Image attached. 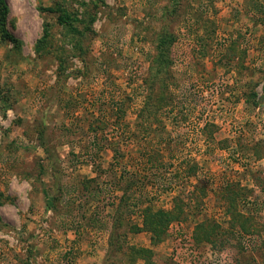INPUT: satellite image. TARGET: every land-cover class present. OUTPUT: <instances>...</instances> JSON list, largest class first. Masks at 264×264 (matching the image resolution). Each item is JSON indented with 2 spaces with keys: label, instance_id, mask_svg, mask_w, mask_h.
<instances>
[{
  "label": "rangeland",
  "instance_id": "1",
  "mask_svg": "<svg viewBox=\"0 0 264 264\" xmlns=\"http://www.w3.org/2000/svg\"><path fill=\"white\" fill-rule=\"evenodd\" d=\"M4 1L0 264H264V0Z\"/></svg>",
  "mask_w": 264,
  "mask_h": 264
},
{
  "label": "trees",
  "instance_id": "2",
  "mask_svg": "<svg viewBox=\"0 0 264 264\" xmlns=\"http://www.w3.org/2000/svg\"><path fill=\"white\" fill-rule=\"evenodd\" d=\"M43 10L46 11H53L52 7H45L42 8ZM59 13L57 15V20L59 21V23H63V24H68L70 25L71 23L69 22V20L71 21V17H69L70 15L67 13L66 10L64 9H58ZM6 15H7V5L5 3L4 0H0V36H2L3 40L4 39H14L12 38L9 33L7 32L5 25H6ZM169 96V95H168ZM152 97V96H151ZM171 96H169L170 98ZM150 98V96H149ZM148 98V99H149ZM171 99V98H170ZM10 100V96H8L7 94H4L3 91L0 88V102L3 104L2 106L4 108H6L7 106H11V102ZM257 99H256V93L253 91V89H250L249 92L245 93V98H244V102L245 103H251L252 105L256 106L257 105ZM171 104V101L168 105ZM2 107V108H3ZM166 116H170L172 111H174L173 106L170 105L169 107L166 108ZM150 111L146 110L145 112H143L142 114H140L141 116L144 115L145 118L148 121L150 118ZM155 114V113H153ZM144 118V119H145ZM145 121V120H143ZM148 131L149 128L147 127H143V131ZM169 136V134H168ZM167 146H169V150L174 147L171 146V144H169V142L167 143ZM158 150L156 148L153 149V151ZM148 161L153 162L152 161V157L149 156ZM39 172L42 171V168L39 166ZM192 168V167H191ZM190 170H193L191 169ZM189 170V171H190ZM194 171V170H193ZM132 178H129V181H131ZM46 195H48V193H45ZM126 195V194H125ZM125 195H121L122 199H120V202L125 199ZM122 204V203H120ZM126 204V203H125ZM118 207L115 209V214L113 215V222H112V226H111V233L109 234V245H113V240L116 239L118 237V233L116 234V232L114 230H117L118 227L121 226V221L119 219V215H120V211L117 210ZM182 210L180 208H178L177 203H174V206L171 207V209H164V208H153L152 205L150 204H146V206H144L143 208H141V210L139 211V215H140V221L139 222H133L130 221L129 223H123L122 226L124 225V231L122 232V237H125V234H127L128 232H132V233H136V232H146L149 235V239H150V243H154L157 242L161 239V237H163V235L165 236L166 232H167V228L169 227V225L171 224V222L179 221V214ZM121 217V216H120ZM242 216H240L239 218H236L234 220L238 221V220H246L247 217L241 218ZM122 218V217H121ZM241 218V219H240ZM199 224V223H198ZM198 224H196L198 226ZM200 225V224H199ZM202 225H200V227H198V231L196 229H193L192 235L195 236V239L197 241H199L200 237V231L202 230ZM115 232V234H114ZM209 236V234H207ZM114 238V239H113ZM208 238V237H206ZM209 239H211V237L209 236ZM194 241V243L199 244L197 241ZM133 251H135V248H132ZM153 255L152 250H149L147 248H140L137 250L135 256L137 258H141L144 261H149L151 256Z\"/></svg>",
  "mask_w": 264,
  "mask_h": 264
},
{
  "label": "crops",
  "instance_id": "3",
  "mask_svg": "<svg viewBox=\"0 0 264 264\" xmlns=\"http://www.w3.org/2000/svg\"><path fill=\"white\" fill-rule=\"evenodd\" d=\"M2 107H3V106H2ZM10 108H11V107H9V106H7L6 108L3 107V108H2V111L8 113V110H9ZM0 137H1V136H0ZM0 142H1V140H0ZM10 152H14V151H10ZM10 152H9V150H1V149H0V158H2V157H6V156H5V153L10 154ZM3 169H4V168L1 169V167H0V170H3ZM30 179H31V178H30ZM30 179H29V180H30ZM24 180H27V181H28V179H24Z\"/></svg>",
  "mask_w": 264,
  "mask_h": 264
}]
</instances>
